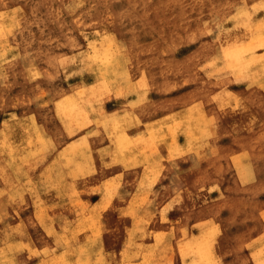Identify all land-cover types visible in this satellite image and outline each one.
Instances as JSON below:
<instances>
[{"label":"rangeland","instance_id":"374dc122","mask_svg":"<svg viewBox=\"0 0 264 264\" xmlns=\"http://www.w3.org/2000/svg\"><path fill=\"white\" fill-rule=\"evenodd\" d=\"M124 51L135 74L148 76L156 108L170 111L145 126L147 138L138 144L153 149L162 142L172 154L191 152L198 157L199 166L202 162L193 175V181L202 177V182L198 179L197 188L190 192L195 218L200 210L212 214L217 206L229 204L231 189L220 196L222 192H213L208 185L217 182L214 163L221 161V181L238 189L231 154L243 146L252 148L259 171L251 193L257 204L262 201L264 205V0H0L2 173L16 169L18 181H24L30 169L37 171L35 179L47 167L46 159L54 157L63 130L73 134L74 129H88L91 123L105 125L106 94L112 79L123 75L118 64ZM56 97L61 98L57 101ZM31 110L42 114L45 121L51 118L50 125L44 126L48 133L43 132L49 142L40 128L19 115ZM57 115L71 124L58 127ZM179 140L185 148L179 146ZM60 165L55 161L50 169ZM63 178L62 174L49 176L43 193L23 190L17 192V198L31 194L38 211L41 195L49 202L62 198L65 205L53 206L50 213L69 212L71 195L78 191L71 194L60 189L57 182ZM32 209L25 212L32 216ZM117 213L110 218L106 213L108 220L102 222V230L97 221L102 234H126L131 222ZM252 218L253 230L261 231L264 226L258 214L253 213ZM154 219L150 216L135 222L137 233H154L158 227ZM29 224L34 237L46 239L43 227L47 223L33 219ZM59 224L48 229L53 244L46 240L42 249L39 241L32 246L11 245L14 238L8 234L9 224L2 221L0 264H105L101 258L85 261L77 256L74 260L71 245L58 234L77 233L72 224ZM211 228L201 223L193 230ZM199 245L196 240L192 247L194 264L212 257ZM152 258L145 256L144 264ZM257 258L264 264V244Z\"/></svg>","mask_w":264,"mask_h":264},{"label":"crops","instance_id":"0c3cea01","mask_svg":"<svg viewBox=\"0 0 264 264\" xmlns=\"http://www.w3.org/2000/svg\"><path fill=\"white\" fill-rule=\"evenodd\" d=\"M119 42L122 47L125 46L122 40ZM122 53L118 70L123 75L112 79L106 94L105 125L91 123L88 129H74L73 134L63 130V135L58 136L59 146L54 157L46 159L47 167H42L35 179L33 176L37 171L29 169L24 181L22 178L18 181V170L9 168L6 175L2 173L0 164V224L2 221L9 224L8 234L14 238L10 241L11 245L17 247L18 243H25L32 246L39 241L43 249L47 245L46 240L53 244L48 229L55 222L72 224V231L77 228L79 231L81 223L98 220L102 224L106 222V213L110 218L118 212L117 217L131 222L126 234H92L88 229L74 236L58 234L66 240L64 243L71 245L74 260L78 256L85 261L88 257L91 261L101 258L105 264H144V257L152 255L154 259L145 264H188L193 260L191 251L194 243L191 242L201 234L199 231L195 233L193 228L203 222L202 225L210 224L217 228L218 233L213 240L216 264H259L257 254L264 244V227L259 232L253 230L252 214H258L264 226V205L262 201L257 204L258 199L251 193L259 173L253 161L252 148L243 146L231 154L238 189L226 187L220 179L224 176V167L221 161L214 163L217 182L210 183L208 187L213 192H222L220 196H225V192L231 189L232 193L227 194L229 204H221V208L217 206L218 210L212 214H203L200 210L195 218L190 192L197 188L198 182H202V177L193 181L194 170L201 167L202 162L199 166L198 157L192 156L191 152L172 154L160 141L153 149H145L138 144L147 138L145 126L160 120L170 111L162 112L159 106L156 108L155 90L150 88L148 76L135 74L128 54L125 51ZM52 107L54 109V105ZM19 115L32 126L40 128L49 142V137L43 132L48 133L44 126L50 125L51 118H47L46 122L43 115H38L35 110ZM63 118L57 115L58 127L71 124L66 117ZM3 120L0 113V127ZM179 146L186 147L180 140ZM70 147H74V151L70 152ZM55 161L63 166L50 169ZM29 163H33V159ZM60 174L64 176L56 181L61 185L60 189L71 194L78 191L77 195H71V211L50 213L53 206L65 205L61 202L62 198L49 202L41 195L39 211L36 207L38 203L35 204L31 194H26L23 199L17 198V192L23 190L43 193L47 190L46 184L50 183L49 176ZM2 191L8 195H3ZM21 207L23 209L19 210ZM29 207L33 208L32 216L25 212ZM150 216L158 222L153 234H129L136 221L143 222ZM31 217L36 223H47V228L43 227L46 239L34 237L29 224L33 221Z\"/></svg>","mask_w":264,"mask_h":264},{"label":"bare ground","instance_id":"6f19581e","mask_svg":"<svg viewBox=\"0 0 264 264\" xmlns=\"http://www.w3.org/2000/svg\"><path fill=\"white\" fill-rule=\"evenodd\" d=\"M86 102V101H85ZM88 102H89V99H88ZM86 107H87V104H86ZM85 107V108H86ZM88 111V110H87ZM76 113V112H75ZM89 113V112H88ZM72 117H76V115H74V116H72ZM91 117V116H90ZM93 118V117H92ZM64 119V118H63ZM101 121V120H100ZM107 123V122H106ZM154 124H157V123H154ZM147 127V126H146ZM149 128H150V126H149ZM35 129H36V126H35ZM39 132V131H38ZM144 134V133H143ZM143 134H142V137H143ZM138 136V135H137ZM140 136V135H139ZM86 138V137H85ZM132 139V138H131ZM134 139V138H133ZM131 143V142H130ZM133 143V142H132ZM73 145H75V144H73ZM86 145H87V140H86ZM130 145V144H129ZM76 146V145H75ZM88 146V145H87ZM135 146V145H134ZM123 147V146H122ZM71 148V147H70ZM74 147H72L71 149H69L70 150V152H72V151H74V149H73ZM76 149V148H75ZM133 151V150H132ZM181 152H183V151H181ZM180 152V153H181ZM74 153V152H73ZM74 161H77V160H74ZM18 162V161H17ZM23 163H24V161H23ZM22 163V164H23ZM78 164V163H77ZM21 165V164H20ZM19 165V166H20ZM24 165V164H23ZM22 166V165H21ZM21 169V168H20ZM134 209V208H133ZM132 212V211H131ZM133 213H134V210H133ZM135 214V213H134ZM136 215V214H135ZM139 220V219H138ZM97 221L98 220H94L93 222L95 223H93V225H91V228H90V226L88 227V230H90V232L92 233V234H101V230L99 229V227L100 226H97ZM99 222V221H98ZM133 222V221H132ZM137 222V221H136ZM203 223V222H202ZM83 223H81V226L82 227H80L79 228V231H83L84 229V225H86V224H83ZM92 224V223H91ZM133 224V223H132ZM196 224V223H195ZM102 225V224H101ZM126 225V224H125ZM135 224H133V227H132V230H130V232H131V234H136L137 233V230L136 229H138V228H136V225L134 226ZM146 225V224H145ZM51 226V225H50ZM129 226V225H128ZM86 227V226H85ZM134 228V229H133ZM51 230L53 229V227H51L50 228ZM203 229V228H202ZM201 229V230H202ZM78 230V228L75 230H73L74 232L76 231V233L78 234L79 233V231H77ZM4 231V230H3ZM57 231V230H56ZM55 231V232H56ZM149 231V230H148ZM141 232H143V231H141ZM160 232H162V231H160ZM146 233V232H145ZM144 233V234H145ZM196 233V232H195ZM216 233H217V228L215 227H212L211 229H208V230H202L201 231V235H199L197 238L195 237V239L191 242L190 240V242L193 244V243H195L196 242V240L199 242V246L201 247L200 249H202L203 251L202 252H204L205 251V253L207 254V255H212V257H207V259H203V261L202 262H200L199 264H213V263H215L216 261H217V259H215L214 257V252H213V244H214V242H213V240H214V238H215V235H216ZM67 234V233H66ZM65 234V235H66ZM74 234V233H73ZM72 234V235H73ZM153 234V233H152ZM163 234V233H162ZM199 234V233H198ZM76 235V234H75ZM67 236V235H66ZM74 236V235H73ZM62 237V236H61ZM69 237H71V236H69ZM74 238V237H73ZM64 239V238H63ZM192 240V239H191ZM66 241V240H65ZM188 241V242H189ZM190 243V244H191ZM186 244V245H185ZM184 245L185 246H188V244L187 243H185ZM191 244V245H192ZM1 246V245H0ZM132 248V247H131ZM200 249L198 250V252H200ZM3 250V249H2ZM7 250V249H6ZM5 250V251H6ZM188 250V249H187ZM189 251V250H188ZM191 252H193V251H191ZM201 252V253H202ZM3 253H4V250H3ZM6 253V252H5ZM186 254H188V253H186ZM196 254H198V253H196ZM63 255V254H62ZM197 256V255H196ZM154 259V258H153ZM129 262V261H128ZM132 264H134V263H132ZM188 264H194V262L193 261H191L190 263H188Z\"/></svg>","mask_w":264,"mask_h":264}]
</instances>
